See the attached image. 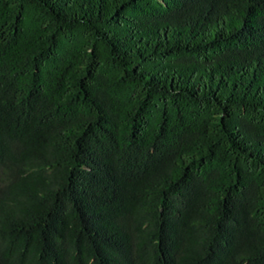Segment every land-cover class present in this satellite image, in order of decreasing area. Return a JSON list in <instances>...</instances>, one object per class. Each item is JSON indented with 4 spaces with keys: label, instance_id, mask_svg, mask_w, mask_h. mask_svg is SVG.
Returning a JSON list of instances; mask_svg holds the SVG:
<instances>
[{
    "label": "trees",
    "instance_id": "trees-1",
    "mask_svg": "<svg viewBox=\"0 0 264 264\" xmlns=\"http://www.w3.org/2000/svg\"><path fill=\"white\" fill-rule=\"evenodd\" d=\"M0 264H264V0H0Z\"/></svg>",
    "mask_w": 264,
    "mask_h": 264
}]
</instances>
